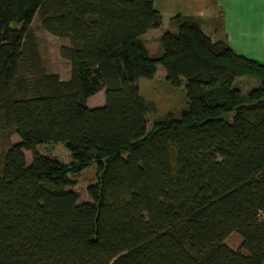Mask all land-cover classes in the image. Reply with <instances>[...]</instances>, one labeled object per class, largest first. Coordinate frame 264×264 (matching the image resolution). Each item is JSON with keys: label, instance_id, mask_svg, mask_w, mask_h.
<instances>
[{"label": "trees", "instance_id": "1", "mask_svg": "<svg viewBox=\"0 0 264 264\" xmlns=\"http://www.w3.org/2000/svg\"><path fill=\"white\" fill-rule=\"evenodd\" d=\"M34 15L67 40L66 79L44 69ZM202 24L174 15L152 54L153 0H0V264H264V63ZM159 64L187 104L148 128L137 82ZM241 76L257 85L242 93ZM48 142L70 161L35 150ZM90 162L78 202L69 174Z\"/></svg>", "mask_w": 264, "mask_h": 264}, {"label": "rangeland", "instance_id": "2", "mask_svg": "<svg viewBox=\"0 0 264 264\" xmlns=\"http://www.w3.org/2000/svg\"><path fill=\"white\" fill-rule=\"evenodd\" d=\"M29 27L34 35L38 55L44 69L48 72L56 73L60 79H66L69 73L68 62L61 58L58 53L60 45L67 44L64 38H57L44 31L38 23L36 15L32 18ZM164 31V30H163ZM145 37V36H144ZM144 37L142 36L141 38ZM150 53L154 54L159 51V39L144 40ZM163 67L157 65L156 73L152 78H140L137 82L139 95L146 105L150 107L147 114V127L152 123L165 116L168 112L178 116L181 110L187 104L186 89L184 81L178 86H173L166 80ZM255 81L256 84L252 81ZM257 85L255 78L241 76L237 77L233 82V87L238 88L242 93H246L249 89ZM103 103L102 90H98L86 100L89 107L99 106ZM227 117L231 118V115ZM11 142L18 141L14 134H10ZM35 150L43 155L55 158L61 163H68L70 156L68 151L61 143H42L35 146ZM26 163L30 161L29 151L23 150ZM69 189L77 194L78 202L88 200L86 187L95 182V164L90 162L84 169L77 173L69 174ZM264 219V215H261ZM224 242L232 249H237L241 243V237L237 232L230 233Z\"/></svg>", "mask_w": 264, "mask_h": 264}, {"label": "crops", "instance_id": "3", "mask_svg": "<svg viewBox=\"0 0 264 264\" xmlns=\"http://www.w3.org/2000/svg\"><path fill=\"white\" fill-rule=\"evenodd\" d=\"M153 4L161 14V26L142 35L144 40L159 38L176 14L199 17L212 40L224 39L237 54L264 63V0H153Z\"/></svg>", "mask_w": 264, "mask_h": 264}]
</instances>
